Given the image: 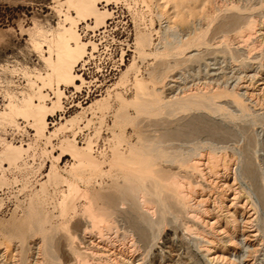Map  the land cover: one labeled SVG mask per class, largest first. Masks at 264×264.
Returning a JSON list of instances; mask_svg holds the SVG:
<instances>
[{
    "label": "rangeland",
    "instance_id": "1",
    "mask_svg": "<svg viewBox=\"0 0 264 264\" xmlns=\"http://www.w3.org/2000/svg\"><path fill=\"white\" fill-rule=\"evenodd\" d=\"M233 5L235 9L230 10ZM98 7L101 11L108 10L112 16L103 28L79 26L82 41L90 46L85 61L74 68L75 75L85 81L82 92L75 94L71 88H62L67 98L61 111L48 117V129L52 132L65 119L77 116L83 128L77 137L81 147L88 137L101 131L99 137H94L95 156L99 158L101 152L110 156L108 142L114 133L120 135V131L133 145L139 139L151 141L145 145H154L159 139H179L183 141L179 143L181 152L187 157L207 152L210 140L218 134L229 143V155L236 160L232 167L237 178L236 189L239 193L248 192L255 206L254 213L251 211L246 216H253V223L244 229L257 231L251 245L248 244L255 252L247 254L240 244L231 255L236 262L230 264L242 261L243 264H264V94L251 99L245 97L252 114L239 111L228 97L232 92L243 94L250 83L255 87L264 83V0H112L110 5L100 3ZM58 21L53 0H0V110L6 104V92L18 96L29 93V82L39 84L36 74L44 71L42 60L30 46L29 29L35 23L56 26ZM141 35L151 39L145 54H141L137 44ZM179 39L184 43L192 41L194 50L178 54L174 42ZM91 44L97 46L96 51ZM133 63L135 68L130 70ZM7 68L16 69V73ZM136 80L145 83L148 93L142 101L145 106L142 113L119 98L134 100ZM215 90L220 94L216 103L201 100L200 97L211 95ZM45 93L53 98L49 90ZM98 100H105L106 107L101 106L103 111L98 106L91 107ZM181 106H207L208 109L188 111ZM216 106L226 108L230 115L213 111ZM92 112L96 114L94 117ZM88 120H92L89 129L85 128ZM20 123L23 128L20 132L0 129V140L26 148L31 144L33 149L28 161L33 171L5 166L6 183L0 188V256L4 255L0 264H60L57 260L69 264L70 239L60 224L69 222L71 217L62 220L57 208L60 191L65 189L54 193V188L49 187L47 197H35L41 184L48 180L52 165L42 149H52L45 141L37 142L35 132L26 123ZM64 138H72V133L60 136L61 140ZM59 142L53 141L55 148ZM2 150L0 141V154ZM123 151L128 153L126 144ZM69 163L70 158H64L59 165L64 175ZM190 174L193 181L204 187L205 193L213 199L218 197L221 190L210 185L214 178L207 177V181L200 175ZM234 178L231 174V185ZM121 181L95 179L93 193L111 195L117 209L124 203L120 206L124 210L115 218L121 221V228L129 231L128 234L120 231L119 235L128 237L124 242L132 239L130 235L135 241L138 264H210L199 250L198 243L204 245L202 240L184 230L185 225L194 224L191 217L174 201L171 200V206L175 214L162 213L156 204L157 215L152 220L140 209L135 193L127 194L123 190L127 186ZM214 182L219 187L223 178ZM191 205L194 207L195 202ZM198 209L192 208L195 212ZM44 219L47 222L43 224V234L39 221ZM74 221L75 218L69 224L73 225ZM77 221L80 235L85 222L80 217ZM208 233L206 230L205 234L210 237ZM217 237L224 240L220 234Z\"/></svg>",
    "mask_w": 264,
    "mask_h": 264
},
{
    "label": "bare ground",
    "instance_id": "2",
    "mask_svg": "<svg viewBox=\"0 0 264 264\" xmlns=\"http://www.w3.org/2000/svg\"><path fill=\"white\" fill-rule=\"evenodd\" d=\"M53 2L56 4V14L59 19L57 25L35 23L34 27L29 29L30 46L38 53L44 64L43 73L39 71L36 74V81L39 84L29 82V93L20 95L22 97L13 92H6V104L0 110V129L6 131L11 128L15 132H20L23 130L20 123L22 121L35 132L37 142L45 141V145L51 147V151L42 149V154L51 160L52 165L47 175L48 180L41 184L40 191L35 197H47L49 187L54 188V193L62 188L65 189L60 191L61 198L57 208L62 220L71 217L69 222L62 221L60 224L70 239L68 247L71 252V261L69 264L139 263V259L135 257L138 248L133 237L130 235L132 239L125 243L124 240L128 237L125 234L119 235L121 230H124V233L129 232L125 227L121 228V221L115 218L119 211L124 210L120 207L124 203H120L117 209L113 205L111 195L106 196L101 193L95 195L92 183L98 178L117 181L122 179V185L127 186L123 190L127 194L135 193L140 209L152 220L157 215L156 204L162 213L175 214L171 206V200L174 201L185 215L191 217L194 224L185 225L184 230L202 240L204 245H200L201 242H199V250L210 264L218 261H225L227 264L235 263L231 255L238 250L240 244L243 249H246L247 254L254 253L255 251L250 250L249 245L252 242L251 238L256 237L254 232L257 231H244V229L253 223V216L248 218L246 216L251 211L254 213L255 206L248 192L239 193L236 189L237 178L232 169L236 160L233 155H229V143L226 139L217 136L218 134L215 133L210 140L207 152L187 157L181 152L183 141L179 139H159L154 141V145H145L151 141L139 139V143L133 145L124 139V132L120 131V135L114 133L113 138L108 142L110 156L101 152L99 158L95 156L94 137H99L101 131L97 130L94 137H88L84 146L81 147L77 137L82 133L83 128L77 116L65 119L52 132L48 129V117L61 111L63 100L67 98L62 88H71L75 94H80L85 84L81 76L74 73V68L85 61L88 47H90L82 41L78 31L79 26L84 24L86 28L93 30L103 28L112 16L108 10L101 11L98 7L100 3H106L108 6L112 0H53ZM234 7V5L231 6L230 10L235 9ZM181 40L174 42V48L178 54L185 55L194 50L192 41L185 40L184 43ZM137 44L141 54H145V47L151 44V39L141 35ZM91 46L93 51L97 50L95 44ZM45 54L48 56L46 57ZM156 55L161 54L156 53ZM133 68L135 63L130 70ZM7 70L16 73L14 68L12 70L7 68ZM23 72L26 73L25 70ZM78 82H81V85ZM263 85L264 83L255 87L254 83H250L243 94L232 92L228 97H231V101L239 111L251 113L246 103L248 99L245 97L251 99L257 98L260 94L263 95L264 88H261ZM135 87L137 94L134 100L127 101L121 96L119 98L125 104L134 105L137 111L142 113L145 111L142 101L148 95L146 85L142 80H136ZM46 90L51 92L53 98L45 93ZM219 96V92L215 90L213 94L203 95L200 98L204 103H216ZM104 101L98 100L91 107L98 106V109L103 111L104 108L101 109V106L106 105ZM201 108L208 109L207 106H181L182 110L188 111ZM213 111H224L230 115V112L221 106H216ZM95 115L92 112V116ZM91 124L92 120H88L85 128L89 129ZM67 133H72V138L61 140L60 136ZM56 140L60 141L57 148L53 145V141ZM0 141L3 146L0 154L1 188L6 183L4 177L6 165L8 169L33 171L28 161L29 152L33 147L31 144L26 148L23 145L15 146L6 140ZM124 144L128 147V153L123 151ZM56 152L59 153L58 156ZM64 158H70L65 175L59 168ZM190 173L200 175L204 180H207V177L214 178V181L223 178V183L219 187L214 181L210 182V185L217 186L221 190L218 197L213 199V196L205 193L204 187L193 181ZM231 174L235 177L232 185L230 184ZM230 196H232L231 199H229ZM192 202H195L194 207L191 205ZM192 208L199 209L195 212ZM79 217L85 222L80 235L77 233L79 222H76V218ZM74 218V224L70 225ZM46 222L45 219L39 221L43 234V224ZM206 230H209L210 237L205 234ZM219 234L224 236V240L218 239ZM112 236H114L113 239ZM3 256H0V259ZM2 261L0 260V263ZM57 262L62 264L60 260Z\"/></svg>",
    "mask_w": 264,
    "mask_h": 264
}]
</instances>
